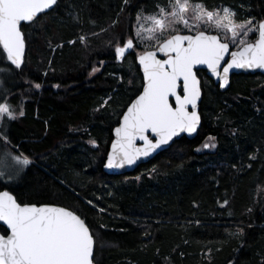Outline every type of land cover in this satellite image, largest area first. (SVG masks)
I'll return each mask as SVG.
<instances>
[{
  "label": "trees",
  "instance_id": "16d2710c",
  "mask_svg": "<svg viewBox=\"0 0 264 264\" xmlns=\"http://www.w3.org/2000/svg\"><path fill=\"white\" fill-rule=\"evenodd\" d=\"M203 2L233 7L240 20L264 18V0ZM166 3L58 0L39 24L22 28L25 62L0 72V87L17 111L22 104L25 115L4 130L32 164L16 183L0 179V190L22 204L77 210L94 234L96 264H264V75L235 74L221 89L199 71L196 136H182L132 172L102 169L112 128L143 82L135 56L117 61L110 42L134 36L137 13ZM9 67L0 53V69ZM209 136L215 148L201 151Z\"/></svg>",
  "mask_w": 264,
  "mask_h": 264
},
{
  "label": "snow or ice",
  "instance_id": "6c2138e0",
  "mask_svg": "<svg viewBox=\"0 0 264 264\" xmlns=\"http://www.w3.org/2000/svg\"><path fill=\"white\" fill-rule=\"evenodd\" d=\"M128 3L124 0L125 5ZM58 6V0H0V53L10 62V67L0 72L11 71V66L22 68L26 49L22 28L39 24L43 15ZM237 15L228 6L210 9L203 0H167L166 5L158 4L152 15L137 13L134 36L113 37L110 44L118 61L133 55L138 61L143 87L114 130L116 139L106 168L135 164L181 133L197 131L201 121L197 105L202 94L198 66L219 78L222 88L229 84L233 69H264V20H238ZM87 39L80 37L85 44ZM139 44L144 45V51H137ZM233 47L236 50H231ZM98 70L93 68V73ZM33 86L37 90L42 87L40 83ZM24 115L22 105L17 113L7 101L0 103V140L5 144L10 141L3 130L4 120L14 121ZM138 140L142 146L137 145ZM90 143L96 144L94 140ZM31 164L22 152H5L0 156V179L11 182ZM87 203L93 204L91 200ZM0 222V228H5L0 233V264H94L95 237L77 210L21 204L5 190L0 191Z\"/></svg>",
  "mask_w": 264,
  "mask_h": 264
},
{
  "label": "water",
  "instance_id": "95a60500",
  "mask_svg": "<svg viewBox=\"0 0 264 264\" xmlns=\"http://www.w3.org/2000/svg\"><path fill=\"white\" fill-rule=\"evenodd\" d=\"M262 20H264V18H263ZM231 50H236V49H235V48H234V49L232 48ZM25 54H26V49H25ZM158 56H159L160 58H164L162 54H158ZM228 58H230V57H228ZM228 58H226V59H228ZM137 63H138V61H137ZM138 66H139V64H138ZM198 68L200 69L199 71L204 70V71H205V74L207 75V77H209V78H210L215 84H218L219 87H220V84L222 83V81H221L219 78H217L216 76H214L213 74H211L210 71L206 70V68H205L204 66H198ZM139 70H140V73H141V76H142V81H143V71H142L141 66H139ZM199 71H198V72H199ZM241 73H243V74H257V73H259V74L264 75V69H233V70H231V72L229 73V84H230V79H231V77H232L233 75H235V74H241ZM197 75H198V73H197ZM198 77H199V75H198ZM199 78H200V77H199ZM200 80H201V78H200ZM229 84H228L226 87H228ZM142 87H143V82H142ZM142 87H141V90L139 91V93L142 91ZM226 87H224V88H226ZM220 88H221V89H224V88H222V87H220ZM201 92H202V94H201V99L198 101V105H197V111L199 112V114H200V104H201L202 96H203L202 87H201ZM139 93H138V94H139ZM138 94H137V95H138ZM137 95H136V96H137ZM136 96H134L133 99L127 104V106L125 107L124 111L122 112V114H121V116H120V118H119L118 123L112 128V140H111V142H110V144H109L108 151H107V154H106V157H105L104 163H103V165H102V169H103V171H104L106 174H109V175H121V174H125V173H129V172L134 171V170H135L136 168H138L141 164L150 161L154 156H156V155H157L158 153H160L161 151L168 149V148L174 143L175 140L181 138L182 136H186L187 138H193V137H195L196 134H197L198 129H199L200 126H201V121H200V124H199V126H198V128H197V131H196L195 133H192V134L181 133L179 136L174 137L173 140H172L168 145L162 146L161 149H157V150H156L154 153H152L150 156L139 158V159L136 161L135 164H132V165H127V164H126L123 168H113V169H108V168L105 167V165H106V163H107L108 153L111 151V145H112V142L116 139V137H115V131H114V130H115V128L118 127V126L120 125V123L122 122V116H123V113L127 111V107L130 106V103L136 98ZM189 110L191 111L192 109L189 108ZM200 117H201V114H200ZM142 144H143L142 141H139V140L137 141V145H138V146H142ZM5 190H6V189L0 190V191H5ZM6 191H8V190H6ZM9 192H10V191H9ZM10 193H11V192H10ZM11 194H13V193H11ZM13 195H14V194H13ZM14 196H15V195H14ZM17 201H18V200H17ZM18 202H19V201H18ZM21 204H22V203H21ZM24 204H34V203H24ZM44 204L66 207V206H63V205L52 204V203H43V204H35V205H37V206H41V205H44ZM66 208H68V207H66ZM69 209H70V208H69ZM70 210H72V209H70ZM77 214H78V213H77ZM0 223H2V222H0ZM0 233H1V232H0ZM94 250H95V248H94ZM94 264H96V263L94 262Z\"/></svg>",
  "mask_w": 264,
  "mask_h": 264
},
{
  "label": "rangeland",
  "instance_id": "374dc122",
  "mask_svg": "<svg viewBox=\"0 0 264 264\" xmlns=\"http://www.w3.org/2000/svg\"><path fill=\"white\" fill-rule=\"evenodd\" d=\"M222 6H227V5H222ZM229 7V6H228ZM231 8H233V7H231ZM234 9V8H233ZM235 10V9H234ZM144 15H147V14H144ZM238 20H240V19H238ZM254 22H259L258 20L257 21H254ZM133 26H134V35H135V30H136V22L133 24ZM145 26L146 27H148V26H150V24H149V22H145ZM148 34L147 33H145V37L147 36ZM251 39H255V36H252L251 37ZM234 48V47H233ZM145 49L143 48L142 50H140V51H144ZM118 61V60H117ZM120 62V61H119ZM102 65L103 64H101L100 63V65L99 66H97V67H94V68H98L99 70L101 69V67H102ZM98 70V71H99ZM201 71H203V72H205L204 70H201ZM91 73H93V70L91 71ZM2 78V77H1ZM0 85H2V84H0ZM6 86H4V89L3 88H1L0 87V103H4L5 101H7V103L9 104V105H11L12 106V108L13 109H15V106H14V103L13 102H11L9 99H8V97H9V93H7V92H5L6 91ZM5 90V91H4ZM21 105L22 104H20V108H21ZM21 110V109H20ZM19 110V111H20ZM15 111L18 113L19 111H17L16 109H15ZM4 121H7V119H5ZM3 130H4V128H3ZM4 132H5V130H4ZM5 134H6V132H5ZM210 138V136L209 137H207L203 142H202V144H201V147H200V150L201 151H204V150H208V151H212L214 148H215V140H210L209 139ZM206 143H208V144H211V145H213L212 147H208V148H205L204 147V145L206 144ZM10 151V150H9ZM5 152H7L6 151V149H4L2 146H0V156H2ZM25 155H27V154H25ZM28 156V155H27ZM30 158V157H29ZM25 172V171H24ZM23 172V173H24ZM22 173V174H23ZM22 174L20 175V176H18V177H16L15 179H13L11 182H13V183H16V182H18L20 179H21V177H22Z\"/></svg>",
  "mask_w": 264,
  "mask_h": 264
},
{
  "label": "crops",
  "instance_id": "0c3cea01",
  "mask_svg": "<svg viewBox=\"0 0 264 264\" xmlns=\"http://www.w3.org/2000/svg\"><path fill=\"white\" fill-rule=\"evenodd\" d=\"M4 123H5V121H4ZM8 146H9V150H10L9 152H11L13 155H18L21 153L15 147L11 146V144L8 143ZM10 146H11V148H10Z\"/></svg>",
  "mask_w": 264,
  "mask_h": 264
},
{
  "label": "bare ground",
  "instance_id": "6f19581e",
  "mask_svg": "<svg viewBox=\"0 0 264 264\" xmlns=\"http://www.w3.org/2000/svg\"><path fill=\"white\" fill-rule=\"evenodd\" d=\"M18 97H20V96H18Z\"/></svg>",
  "mask_w": 264,
  "mask_h": 264
}]
</instances>
